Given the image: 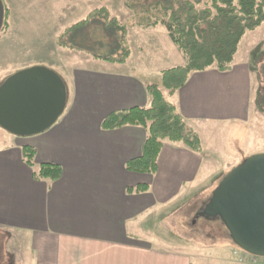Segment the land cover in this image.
Returning <instances> with one entry per match:
<instances>
[{"label":"crops","instance_id":"crops-1","mask_svg":"<svg viewBox=\"0 0 264 264\" xmlns=\"http://www.w3.org/2000/svg\"><path fill=\"white\" fill-rule=\"evenodd\" d=\"M3 1L12 26L25 23L24 18L36 22V14L50 16L53 29L48 27L49 35L39 41L47 39L34 42L46 55L31 64L50 65L67 88L66 108L46 131L20 137L0 127V235L6 237L8 264H197L202 246L175 235L164 216L174 215L191 190L219 175L207 153L213 145L206 139L219 142V132L211 129L232 123L247 127L245 133L252 137L264 133L257 129V124L264 126V22L245 34L228 69L192 72L174 93L160 87L187 131L200 136L202 150L166 139L157 170L139 173L129 170L127 162L142 154L148 129H104L102 122L116 110L149 107L148 85L163 70L186 63L166 27L132 25L127 33L131 53L124 63L86 52L79 53L80 61H69L67 51L68 66L54 67L49 62L52 37L98 6L91 0ZM100 22L94 18L86 28L66 35L67 40L86 33L83 45L98 47L101 34L94 26ZM31 46L0 39V62ZM24 146L36 151L33 165L24 158ZM43 163L60 165L61 177L37 178ZM143 184L146 190H134Z\"/></svg>","mask_w":264,"mask_h":264},{"label":"trees","instance_id":"trees-1","mask_svg":"<svg viewBox=\"0 0 264 264\" xmlns=\"http://www.w3.org/2000/svg\"><path fill=\"white\" fill-rule=\"evenodd\" d=\"M126 6L134 12V16L152 15L146 22L133 18L132 25L150 27L163 24L171 40L186 58L185 64L163 70L159 80L148 85L147 89L152 99L149 107L137 106L116 110L108 114L102 122L104 129H115L125 125L147 128L148 135L142 154L130 159L127 168L139 173H153L158 168V157L166 139L171 142H184L196 151L202 150L200 136L187 131L184 118L177 112L175 105L164 97L160 87L174 93L186 84L192 72L204 71L213 66L220 70L228 69L245 34L257 29L264 22V0H126ZM137 6L140 8L136 9ZM97 17L101 21V26L98 24V27L102 29L98 47L108 46L110 36H113L117 40L116 47L122 50V54L102 56L89 50L88 53L112 62H126L131 53L127 41L129 25L113 17L107 7L93 9L86 18L68 27L57 37L58 44L65 48H74L77 45L76 36L85 42L88 37L86 33L76 34L72 40L66 42L65 37L86 28L91 20ZM8 18L9 10L4 4L1 31L7 27ZM82 49L87 50L85 46H82ZM35 152L31 146L23 147V155L29 165H33ZM61 175V166L54 163H43L35 172L37 178L51 180H58ZM146 189L147 185L144 184L134 188L136 191Z\"/></svg>","mask_w":264,"mask_h":264},{"label":"rangeland","instance_id":"rangeland-1","mask_svg":"<svg viewBox=\"0 0 264 264\" xmlns=\"http://www.w3.org/2000/svg\"><path fill=\"white\" fill-rule=\"evenodd\" d=\"M91 1H93L92 5L94 7H107L113 17H117L118 21L123 24L129 25L128 29L134 23L133 18L134 20H141L143 22H146V20L152 17V15L149 14L145 16L140 15L139 17L134 16V12L126 6V0ZM138 7L140 8V6H137L136 9ZM145 7L147 8V6ZM36 15L38 17V21L36 22L31 21L28 18H24L25 23L13 24V26L11 25L10 19L8 18L7 27L5 28V30L0 31L1 40H20L23 43L33 45L31 47H27L26 49L20 48L19 57L8 59L11 60V62H8V60L0 62V83L4 82L10 75L17 71L34 66H50L31 64L32 60L34 61V59L35 61L40 60V57H38L39 55H41L42 57L46 55L41 53L43 52L44 48L35 46L34 42L36 40L38 42H44L47 38L41 41H39V38H44L45 36L49 35L50 29H53V24H51L52 20L50 19V16L48 17L44 15ZM39 23H41L42 25ZM48 27H50V29H48ZM97 27L98 24L94 26L96 32L99 28ZM100 31L102 32V29H100ZM63 32L64 30L61 31V33ZM61 33L55 34L54 32L56 36L52 37V39L50 40L51 52L49 51V62L55 63V65H53L54 67H58L59 64L64 65L65 63L67 65V62H69L70 60L80 61V57H77L80 55L79 53L86 52L87 54H89L88 50L92 53H99L102 56H121L122 54V50L116 47L115 43L117 40L113 36H110V44L102 48H94L83 45L80 41L79 36H76L75 43L77 45L75 44L76 46L74 48H65L60 46L57 42V37ZM66 40L67 38L65 37V42ZM82 46H85L87 50H83ZM57 47L61 49V53L56 52L58 51ZM67 51L70 52L71 56L69 52L65 53ZM66 58H69V61H67ZM49 68L56 71V69H54L53 67ZM59 71H62V69H59ZM261 107L264 108V103ZM250 126L252 127V124H249V127ZM246 128L247 127L236 126L235 124L230 123L227 124V127L224 128L219 125V128L214 127L215 130L211 129L212 131L219 132L217 138V141L219 142L211 139H206L207 144L210 143L209 145H213L209 146L207 153H209L210 157L215 159V162L218 165L217 169L219 170V175L213 176V178H211L212 181L211 179L209 180V178L205 179L200 186L191 190V192L188 193L187 198L185 199V204H183L174 215H162V217H165L163 221L164 224L168 228H170L172 232L175 233V235H179L181 239L186 240L192 245L196 243L202 246L201 248L203 249V251L197 254V257L195 258L197 264H264V258L251 256L248 252L244 251L233 242L230 237L229 231L220 219L206 218L204 217V215H202V213H199L203 201L207 202L209 200L213 190L217 187L221 179L232 170V166H234L235 162L237 165L250 155L264 153V133L260 134L259 136L255 135L253 136V138L252 132H249L247 134L245 133L247 130ZM257 129L264 132V126L260 124H257ZM206 182H208V184L202 186V184H205ZM168 210L169 209H165V211ZM5 238L6 237H4L3 235H0L1 264H8V253L6 251L7 241Z\"/></svg>","mask_w":264,"mask_h":264},{"label":"water","instance_id":"water-1","mask_svg":"<svg viewBox=\"0 0 264 264\" xmlns=\"http://www.w3.org/2000/svg\"><path fill=\"white\" fill-rule=\"evenodd\" d=\"M3 20L0 0V31ZM66 105L67 88L61 76L47 66L29 67L0 85V127L16 136H33L53 126ZM202 214L220 219L244 251L264 257V153L234 166L213 190Z\"/></svg>","mask_w":264,"mask_h":264}]
</instances>
